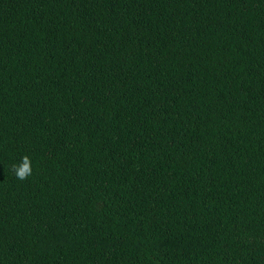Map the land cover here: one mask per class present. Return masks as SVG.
I'll use <instances>...</instances> for the list:
<instances>
[{"label":"trees","instance_id":"obj_1","mask_svg":"<svg viewBox=\"0 0 264 264\" xmlns=\"http://www.w3.org/2000/svg\"><path fill=\"white\" fill-rule=\"evenodd\" d=\"M0 264H264V0H0Z\"/></svg>","mask_w":264,"mask_h":264},{"label":"clouds","instance_id":"obj_2","mask_svg":"<svg viewBox=\"0 0 264 264\" xmlns=\"http://www.w3.org/2000/svg\"><path fill=\"white\" fill-rule=\"evenodd\" d=\"M12 171L17 179L23 181L32 175L31 159L28 156H24L20 164H14Z\"/></svg>","mask_w":264,"mask_h":264}]
</instances>
